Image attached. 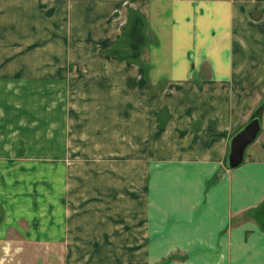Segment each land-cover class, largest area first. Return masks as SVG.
<instances>
[{"label": "crops", "instance_id": "obj_1", "mask_svg": "<svg viewBox=\"0 0 264 264\" xmlns=\"http://www.w3.org/2000/svg\"><path fill=\"white\" fill-rule=\"evenodd\" d=\"M151 86L168 87L159 106ZM71 100L83 102L76 120ZM261 104L242 162L221 168L227 137ZM74 127L104 151L88 160L103 188L80 184V205L137 198V217L114 227L132 235L131 263L264 264V225L251 214L264 213V0H0V165L32 150L17 159L45 162L30 191L58 183L44 194L52 213L72 192ZM120 149L133 167L122 187L108 168Z\"/></svg>", "mask_w": 264, "mask_h": 264}, {"label": "rangeland", "instance_id": "obj_2", "mask_svg": "<svg viewBox=\"0 0 264 264\" xmlns=\"http://www.w3.org/2000/svg\"><path fill=\"white\" fill-rule=\"evenodd\" d=\"M198 73L201 77L206 76L205 70H200ZM191 77L194 79L199 78L195 74H192ZM8 87L6 88L8 89ZM25 88L28 87H24L23 90ZM81 89L83 87L78 85L70 86V92L73 95L78 94ZM167 90L168 87H149L148 93L159 98L155 97L154 101L151 99V106H159L162 100L167 98L169 93ZM15 104L23 106V104L28 105V102H24L21 97V100ZM43 104L45 105V103ZM70 106L71 111L74 112V119H78L76 117L78 109H82L83 102L71 100ZM17 108L21 109L20 107ZM12 109H14V106H12ZM38 110L39 113H45L40 111L39 107ZM76 128L74 127L71 131L70 142H68L70 149L73 147L72 151L68 152L72 153V155L75 154V156L73 155L74 157H70L65 162L67 165L71 164L70 167L67 166L70 173L76 174L71 176L70 184L73 185L71 186L70 198H68V201H66L67 197L64 196V199L62 198L67 203L64 214L59 211L60 207L57 208V213L49 211L51 209L50 206L52 208L55 207L52 203L53 200H49V208L46 209L47 198L44 194H51L46 189L49 188L53 192L58 183H53L55 187H43V191L36 189L30 191L31 185L39 187V183H45L40 182L44 180L40 175L45 172L43 171L45 162H35L38 164L33 166L29 165L30 161L23 162L17 159L22 156L31 159L37 158L32 150H26L22 146V149L17 151L15 157L11 156L6 159L5 164L1 163L0 264H133L131 263L132 254L129 250L130 248L125 245L132 235L128 232L129 230H116L114 227L120 226L126 219L130 223L133 218L137 217V214H131V211L136 208L137 198H127L124 195H118V197L102 196L101 198H86V201H88L87 205H80V201H83L82 196L79 197L77 191L80 184L83 188L86 185L91 187L94 185L93 188L97 191H99L98 188H103L99 181H93V171L96 166L88 160L103 157L104 155H101V152L104 151L90 150L91 144L88 143L86 145L85 141H83L84 139L78 138V136L83 134L82 129L78 130ZM25 139H28V136ZM28 141L25 140V143L29 144V146L25 144L27 147L38 143V141ZM86 146L90 149L86 148ZM116 152L117 154L114 157L118 159V170L116 166H109L108 168L111 169L109 173L116 174L115 178L117 177L118 185L122 187V183L128 184L127 181V183L122 181L127 180L128 174L131 176L133 167L127 170L130 156L128 150L120 149ZM53 160L56 161L57 157H54ZM57 167L58 169L60 168V166ZM57 167L54 170V174L59 172ZM123 170H127L126 175ZM87 176L88 178H86ZM105 178L108 180L107 177L103 176V179ZM131 179L128 178V180ZM110 182L111 184L116 183L114 179ZM251 214L264 225V213ZM63 215L62 231L59 226L62 225L60 218ZM245 216L250 217L249 214H245ZM53 217L54 220L52 219ZM117 242L123 244L116 245ZM175 256L177 255L172 253L170 256L163 258L162 261H168Z\"/></svg>", "mask_w": 264, "mask_h": 264}, {"label": "water", "instance_id": "obj_3", "mask_svg": "<svg viewBox=\"0 0 264 264\" xmlns=\"http://www.w3.org/2000/svg\"><path fill=\"white\" fill-rule=\"evenodd\" d=\"M263 107H257L242 125L233 131L226 139V152L222 159V168L232 169L243 160L245 147L251 143L259 131V117Z\"/></svg>", "mask_w": 264, "mask_h": 264}]
</instances>
